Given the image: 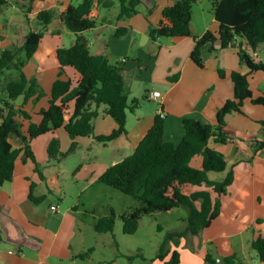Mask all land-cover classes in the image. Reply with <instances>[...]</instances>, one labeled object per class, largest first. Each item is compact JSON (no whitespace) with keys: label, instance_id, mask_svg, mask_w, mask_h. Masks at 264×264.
I'll use <instances>...</instances> for the list:
<instances>
[{"label":"crops","instance_id":"obj_1","mask_svg":"<svg viewBox=\"0 0 264 264\" xmlns=\"http://www.w3.org/2000/svg\"><path fill=\"white\" fill-rule=\"evenodd\" d=\"M71 1H34L29 6L28 0H20L22 3L20 13L27 16H25L26 22L30 24L28 16H36L39 11L51 10L54 7H59L57 15L59 16L63 6L73 4ZM104 1L102 2L106 5L104 9L117 5L114 0ZM6 2V6L11 5L9 1L6 0ZM162 2V7L155 8L142 3L149 15L154 9L159 10L154 11L155 19L152 13V19L142 16V20H133L131 16L128 19L117 20L118 24L122 25L114 27L113 38L106 42L103 34L107 31V24L110 22L105 20H102V25L96 24L93 29L82 33L90 53L91 47L94 46L96 54L91 53L92 55H105L111 63H118L121 66L128 102L134 99L138 100L140 105L134 112L127 113L126 132L107 144L95 139L97 136L108 135L116 129V123L104 114L103 107L99 109L98 116L93 121V133L87 137L76 138L75 148L72 151H69L72 140L63 127L31 140L30 150L43 178L36 171L35 163L29 159L23 160L21 153L15 160L11 180L0 187V264L91 263L92 255L83 260L75 257L92 248L87 244L80 225L83 223L82 217L86 218L89 214L88 211L79 209L80 206H85L83 195L89 196V190L96 185L99 187L98 178L108 167L133 153L152 127L156 115L163 116L164 141L178 145L183 138L182 121L184 119H196L215 126L218 108L233 98L231 72L237 71L242 74L248 72L247 67L239 62L235 49H222L214 56L205 54L202 68L197 67L190 59L194 47L191 37L172 38L165 48L162 45L155 53L153 49H149L147 54L141 50L136 51L132 60L125 55L122 59L113 61L109 56L110 47L115 49L116 53L123 54L118 42L120 39H126V37L134 39L136 33H140L146 39L148 30L159 25L162 19L161 10L173 3L172 0H162ZM6 6L0 11V16L2 15L0 38L6 34H13L19 36L16 40H19L22 45L25 35L33 27L29 25L27 31L7 21ZM28 7L31 9L25 14ZM58 21L60 22L59 17L57 21L52 19L56 25ZM18 22L20 23V20ZM48 26L46 31L50 37L58 34L57 28L52 30ZM120 28H126L128 33L122 37H116L115 31ZM211 28L213 33H217L218 23ZM192 30L190 22L191 35L200 36L205 32L193 33ZM89 32L92 36L88 38ZM113 39L117 42H113ZM40 46L41 41L33 57L22 68L26 79L36 86V90L23 97L21 104L23 107L19 108L29 116L26 122H22L19 116L17 117L24 135L27 133L29 124L40 122L39 113L48 107L53 83L56 80H71L75 83L77 80V73L73 68L59 66L56 50L61 47L48 45L49 48L42 52L46 56L39 57ZM215 47H218V43ZM252 57L255 61H260L256 53ZM154 63H156L158 77L156 83L152 81L149 85L146 80H152L150 76L151 70H154ZM219 71L223 73L222 77ZM168 78L175 79L169 82ZM262 84H264V73L255 72L248 76V86L252 97L256 98L264 94ZM43 87L46 93L41 100ZM153 91L160 92L162 96L160 100L150 99L149 95ZM68 105L69 116L73 103L69 102ZM15 108L18 110L17 106ZM25 108H30L32 113L29 114L31 111L27 113ZM31 115L36 117L32 118ZM224 120L226 130L229 132L228 140L222 145L211 139L208 146L224 156L228 169L233 167L234 180L226 193L219 198L220 212L210 226L196 236H187L180 240L177 248L178 264H204L203 259L207 253L215 259L222 260L235 254L239 262L248 264L241 259L240 253L251 249L252 241L259 236L264 237L262 233L264 228V152L253 153L255 142L264 140V125L261 124L264 122V107L253 105L250 100H246L242 105V114L231 113L226 115ZM54 139L58 141L59 155L50 159L48 147ZM9 142L14 149H21L23 146L21 140L13 136L9 138ZM71 158H75L76 161L65 174L62 172V162ZM201 162L202 157L197 155L190 161V166L200 169ZM205 189L210 191L205 187H192L184 190V193L189 195ZM30 193L34 197H45V199L34 203L29 198ZM210 193L212 201H215L217 196ZM65 195L69 196L71 203H66L65 199L62 200V196ZM53 197L60 203H56ZM51 207H55L56 211H51ZM128 207L131 208V205ZM110 209L112 207L106 205V211L99 217L107 215ZM94 213L95 210L92 211V214ZM115 214L121 215L116 212ZM97 219H93L92 228ZM247 233L251 234L248 238L245 237ZM109 234L112 233L96 234L97 237L92 238L96 240L106 237L108 239L106 247L110 249L111 235ZM127 252L117 249L110 259L99 264H133V260L127 258L133 251ZM160 262H154V264H164Z\"/></svg>","mask_w":264,"mask_h":264},{"label":"trees","instance_id":"obj_2","mask_svg":"<svg viewBox=\"0 0 264 264\" xmlns=\"http://www.w3.org/2000/svg\"><path fill=\"white\" fill-rule=\"evenodd\" d=\"M34 1L44 0H28L29 6ZM152 1L155 3L157 0ZM172 1L171 5L161 10L159 25L148 30L151 40L191 37L194 47L190 59L199 68L204 66L205 54L232 48L248 72H231L233 98L218 108L215 126L196 119H184L183 138L178 145H174L164 141V121L156 115L152 127L133 153L108 167L98 178V183L133 198L140 202V206L130 208L119 216L110 209L107 215L99 217L95 222L93 228L96 234L112 233L118 218L122 222V233L133 235L142 216L169 212L175 208L187 210L184 229L166 233L158 248L156 257L164 264H178L177 248L180 240L196 236L218 217L221 205L219 198L234 180L233 167L227 168L224 156L211 149L209 141L213 139L222 145L226 143L229 132L226 130L225 116L231 113L242 114L244 101L250 100L253 105L264 107V94L254 98L248 86L250 74L264 73V62L255 61L252 57L264 45V0H211L218 31L213 33L207 30L200 36H192L190 32L192 7L197 0ZM142 3L143 0H118L119 12L116 19L130 18ZM6 4V0H0V11ZM100 7H106L100 0H81L76 5L69 3L63 6L59 20L75 35V42L68 48L57 49L56 57L60 68L69 67L76 71L77 80L75 83L71 80H56L53 83L48 107L40 111L41 120L38 124H29L26 135L22 133L17 117L19 113L26 119L29 116L17 110L14 101L36 90L33 82L26 79L22 68L37 51L47 26L52 22V11H39L36 15L38 27L27 32L22 45L0 53V77L10 70L18 73L17 79L6 81L3 85L0 83V92L5 94L0 100V187L11 180L15 160L21 153L23 160L29 159L35 163L30 150L31 140L63 127L72 140L69 150L72 151L76 138L93 133V121L102 107L104 114L116 123V129L108 135L95 137L96 141L107 144L126 132L127 113L137 110L140 102L134 99L128 102L121 66L111 63L105 55H92L82 36L83 32L96 26ZM30 9L28 7L25 14ZM127 33L126 28H120L115 31V36L122 37ZM216 43L218 49L215 47ZM19 53L23 55L21 58ZM219 75L222 77L223 73L219 71ZM174 79L168 78V81L173 82ZM69 102L73 103V109L68 116ZM261 124L264 125V122ZM12 136L21 140V149L12 147L9 142ZM257 152H264V140L255 142L253 153ZM48 155L50 159L59 155L57 140L50 142ZM197 155L202 157L200 169L190 166V161ZM35 165L36 171L43 178L36 163ZM227 169L220 181L210 180L208 177L209 173H223ZM192 187H205L210 191L205 189L189 195L184 193V190ZM210 192L217 196L215 201H212ZM29 198L34 203L45 199L34 197L31 193ZM251 249L259 262L264 263V237L259 236L252 241ZM92 253L93 249L89 248L75 257L83 260ZM135 256L127 258L132 260ZM167 256L169 259L165 260ZM203 261L204 264H216V259L209 253ZM223 261L225 264H245L239 262L235 254Z\"/></svg>","mask_w":264,"mask_h":264},{"label":"rangeland","instance_id":"obj_3","mask_svg":"<svg viewBox=\"0 0 264 264\" xmlns=\"http://www.w3.org/2000/svg\"><path fill=\"white\" fill-rule=\"evenodd\" d=\"M9 1V4L5 7L6 12V20L10 21L11 23H14L17 27L25 28L27 31L29 30V25L36 29L38 27V21L36 19L35 15L28 16L29 23L26 22V18L24 15L20 13L22 10V3L20 0H7ZM104 0H100L102 3ZM109 0H105L104 2H108ZM116 1L117 5L114 7H107L104 9L103 7H100L99 11V17L97 24L100 26L103 24L102 20H105L107 22H110L107 24V31H104L103 38L104 41L111 40L113 38L112 32L115 30L114 27L120 26L122 24H118L116 15L119 12V5L118 0ZM73 4L79 3L80 0H72ZM17 3V5H15ZM144 4H148L155 8L156 6H161L162 0L155 1V3L152 0H143ZM61 7V6H60ZM162 7V6H161ZM58 8L54 7L51 9L53 18L55 21H57V15H58ZM4 9V10H5ZM154 11H159L157 9H154L152 11L154 19ZM152 13L151 15L146 13L145 5H140L136 13L133 14V20H142V16H146L148 19H152ZM2 18V15L0 16V19ZM20 20V23L18 22ZM217 25L216 21H214V17L212 14V2L211 0H197L192 7V20H191V26L193 33H202L203 31H213V26ZM49 29L57 30L58 34L50 37L47 33V31L44 33V36L41 40V46L40 51L38 53V56H46V54H43V50H47L49 46L52 47H61V48H68L75 42V35L70 32L67 27L63 24H61L59 21L56 25V23L52 22L50 26H48ZM113 27V29H112ZM211 28V29H210ZM191 32V31H190ZM87 37L89 38L92 36V34L89 32L87 33ZM133 36V35H130ZM193 36V34H192ZM146 39L142 37L140 33H136L135 38L133 37H126V39H120V46L121 50H123V54H120L119 52L116 53L115 49H112L111 47L108 50L109 56L112 58L113 61L116 59H122L125 55L128 57L129 60H132L136 54V51L141 50L145 54L148 53L149 49H153L154 53L158 52L163 45V48H165V45L172 39V38H158L156 42H153L147 33ZM19 36L12 35H3L0 38V53L5 50H13L17 49L21 46V42L19 40ZM113 42H117L116 39H113ZM132 40V41H131ZM124 45V47H123ZM91 53L96 54V51L94 49V46L91 47ZM218 49V47H216ZM219 50H217L215 53L209 54L214 56ZM256 55H258V58L260 61L264 62V45L258 48L256 51ZM18 56L21 58L23 55L21 53L18 54ZM50 57V55H49ZM34 62V61H33ZM154 70H151V76L152 80H146L147 84L151 85L150 82L154 81L156 83V78L158 77V70L156 67V63H154ZM12 71V72H10ZM6 71L3 76L0 77V83L3 85L6 81L17 79L18 73L10 70ZM8 72V73H7ZM7 73V74H6ZM154 79V80H153ZM262 89H264V84L261 86ZM44 93H46L45 88L43 87V97H41V100L44 99ZM4 95V96H3ZM2 97H5V94L0 92V100ZM23 102V97L18 98L16 101H14L15 106L19 108L23 107L21 105ZM26 112H30V108H25ZM32 111L29 113L31 114ZM19 119L22 122H26V118L23 114H18ZM32 118H35L36 116L31 115ZM101 145V144H100ZM264 158V157H263ZM76 161L75 158L67 159L62 162V172L67 174L69 172L70 167L73 165V163ZM51 163H54V161H51ZM228 169L223 173H209L208 177L211 180H217L220 181L226 174ZM76 187V186H75ZM89 196H84V205L80 206V210L88 211L89 214L85 217H82L83 223H81V230L84 234L85 240L89 247H92L94 249L92 254V262L89 264H99L102 261H106L107 259H110L113 254L117 251H125V253H128L127 251H133L131 256H135L136 254H139V256L133 257V264H154L157 262H160L159 259L156 257L158 248L160 244L162 243L165 234L172 231H181L184 229L186 222L185 219L187 217V210L185 208H175L172 209L169 212H155L152 215H145L142 216L138 228L136 232L133 235H124L122 233V222L117 218L115 222V226L113 229L111 235V239L109 240L111 243L110 249H107V241L106 237H100L99 239L93 240V238H96L97 235L95 234L92 223L93 219H97L100 215L104 214L106 205L112 207L114 211L117 214H124L130 208L128 207L131 205V209L135 207L140 206V202L134 200L131 197H128L110 187L104 186L102 184L99 185V187L96 185L91 190L88 191ZM66 201V203H71L70 198L68 195L62 196V200ZM86 199V200H85ZM53 200L56 201V203H60L57 201L55 197H53ZM95 210V213L92 214V211ZM262 233L264 234V228L262 229ZM95 236V237H93ZM108 236V235H107ZM251 234L247 233L245 234V237H250ZM93 237V238H92ZM109 238V237H108ZM97 241V243H95ZM137 247V248H136ZM136 249V250H135ZM240 257L243 261L247 262L248 264H261L255 255V252L252 249L245 250V252L240 253ZM166 259H169L167 256ZM161 263V262H160Z\"/></svg>","mask_w":264,"mask_h":264},{"label":"built area","instance_id":"obj_4","mask_svg":"<svg viewBox=\"0 0 264 264\" xmlns=\"http://www.w3.org/2000/svg\"><path fill=\"white\" fill-rule=\"evenodd\" d=\"M149 97H150V99H152L154 101H158V100L161 99L162 96H161L160 92L153 91L152 93H150ZM160 117L163 118L162 115ZM51 211H53V212L56 211V208L55 207H51Z\"/></svg>","mask_w":264,"mask_h":264},{"label":"water","instance_id":"obj_5","mask_svg":"<svg viewBox=\"0 0 264 264\" xmlns=\"http://www.w3.org/2000/svg\"><path fill=\"white\" fill-rule=\"evenodd\" d=\"M216 264H225V262L222 259L217 258L216 259Z\"/></svg>","mask_w":264,"mask_h":264}]
</instances>
